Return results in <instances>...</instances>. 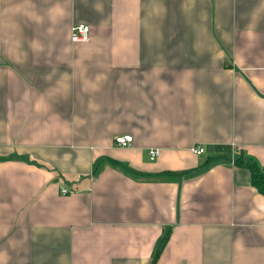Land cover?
<instances>
[{"label":"crops","instance_id":"obj_1","mask_svg":"<svg viewBox=\"0 0 264 264\" xmlns=\"http://www.w3.org/2000/svg\"><path fill=\"white\" fill-rule=\"evenodd\" d=\"M240 154L264 168V0H0V264H264Z\"/></svg>","mask_w":264,"mask_h":264},{"label":"built area","instance_id":"obj_2","mask_svg":"<svg viewBox=\"0 0 264 264\" xmlns=\"http://www.w3.org/2000/svg\"><path fill=\"white\" fill-rule=\"evenodd\" d=\"M91 35V27L88 24L80 23L72 26V41H88ZM134 143V137L132 134L117 135L115 137V144L120 147H130ZM192 151L196 154H201L205 149L201 146H193ZM150 158L152 160L160 156V150L157 148H152L149 150ZM62 192L64 194L70 192V190L63 188Z\"/></svg>","mask_w":264,"mask_h":264},{"label":"trees","instance_id":"obj_3","mask_svg":"<svg viewBox=\"0 0 264 264\" xmlns=\"http://www.w3.org/2000/svg\"><path fill=\"white\" fill-rule=\"evenodd\" d=\"M234 163L236 166L245 167L250 171L252 185L264 195V168L256 161H248L244 154H240L236 157ZM166 239L167 237L163 239L162 245L154 257V263L159 257L161 248L164 246Z\"/></svg>","mask_w":264,"mask_h":264}]
</instances>
